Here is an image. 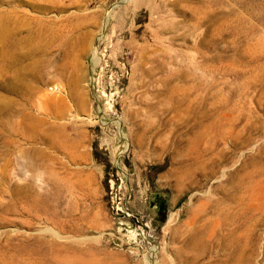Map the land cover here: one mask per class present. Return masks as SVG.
Here are the masks:
<instances>
[{
	"label": "rangeland",
	"instance_id": "374dc122",
	"mask_svg": "<svg viewBox=\"0 0 264 264\" xmlns=\"http://www.w3.org/2000/svg\"><path fill=\"white\" fill-rule=\"evenodd\" d=\"M0 264H264V0H0Z\"/></svg>",
	"mask_w": 264,
	"mask_h": 264
}]
</instances>
